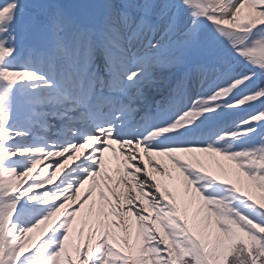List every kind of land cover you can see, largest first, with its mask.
<instances>
[{"label": "snow or ice", "instance_id": "obj_1", "mask_svg": "<svg viewBox=\"0 0 264 264\" xmlns=\"http://www.w3.org/2000/svg\"><path fill=\"white\" fill-rule=\"evenodd\" d=\"M25 15L0 0V264H264V135L249 139L264 0H43ZM226 100L255 110L215 141L168 140ZM33 123L59 138L25 143ZM22 201L46 211L30 222Z\"/></svg>", "mask_w": 264, "mask_h": 264}, {"label": "rangeland", "instance_id": "obj_2", "mask_svg": "<svg viewBox=\"0 0 264 264\" xmlns=\"http://www.w3.org/2000/svg\"><path fill=\"white\" fill-rule=\"evenodd\" d=\"M30 2V0H25V2ZM66 1H68V0H66ZM81 3H80V0H77V6H80L81 8H83V9H88V7L87 6H85V5H83V7L80 5ZM91 7V6H90ZM35 9H36V11L38 10V6L37 7H35ZM9 77H13V76H15L16 74H14V75H12V74H7ZM214 89H212V88H207L202 94L203 95H205V96H210L211 95V93H212V91H213ZM199 94H201V90H200V88H199V92H198V94L197 95H199ZM223 104V103H222ZM238 124V121H233V122H226L225 124H221V125H219V126H217V127H215V128H213L212 130H211V132H209V134H208V136H207V138L205 139L206 141H215L223 132H225V131H230L231 129H232V127L233 126H235V125H237ZM261 135H264V129L261 131V132H259V133H257V134H253V136L251 137V138H249L250 140L251 139H253V138H258L259 136H261ZM205 140H203L202 138H201V142H203V141H205ZM191 141V140H190ZM189 141V142H190ZM230 141H222V142H220V144L218 145L219 147H226L227 146V143H229ZM26 143V142H25ZM225 209H227V207L225 206Z\"/></svg>", "mask_w": 264, "mask_h": 264}]
</instances>
